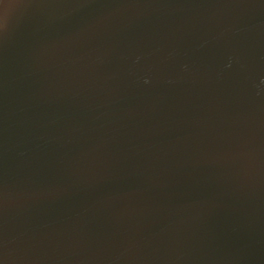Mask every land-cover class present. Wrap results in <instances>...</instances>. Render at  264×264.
Returning <instances> with one entry per match:
<instances>
[{
    "label": "water",
    "instance_id": "water-1",
    "mask_svg": "<svg viewBox=\"0 0 264 264\" xmlns=\"http://www.w3.org/2000/svg\"><path fill=\"white\" fill-rule=\"evenodd\" d=\"M4 264H264V0H0Z\"/></svg>",
    "mask_w": 264,
    "mask_h": 264
},
{
    "label": "snow or ice",
    "instance_id": "snow-or-ice-1",
    "mask_svg": "<svg viewBox=\"0 0 264 264\" xmlns=\"http://www.w3.org/2000/svg\"><path fill=\"white\" fill-rule=\"evenodd\" d=\"M21 2L25 5L28 0H21ZM11 20H0V36H2L9 28ZM3 201L0 199V204H2ZM0 264H4V260L2 257H0Z\"/></svg>",
    "mask_w": 264,
    "mask_h": 264
}]
</instances>
